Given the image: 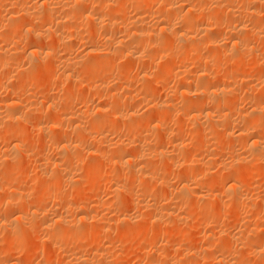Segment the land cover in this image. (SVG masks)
I'll use <instances>...</instances> for the list:
<instances>
[{
	"label": "bare ground",
	"instance_id": "obj_1",
	"mask_svg": "<svg viewBox=\"0 0 264 264\" xmlns=\"http://www.w3.org/2000/svg\"><path fill=\"white\" fill-rule=\"evenodd\" d=\"M263 179L264 0H0V264H264Z\"/></svg>",
	"mask_w": 264,
	"mask_h": 264
},
{
	"label": "rangeland",
	"instance_id": "obj_2",
	"mask_svg": "<svg viewBox=\"0 0 264 264\" xmlns=\"http://www.w3.org/2000/svg\"><path fill=\"white\" fill-rule=\"evenodd\" d=\"M157 86H158L157 88H159V89H157V91H160V93H161V92L163 91L162 88H161V90H160V87H159V86H161V85L158 84ZM157 91H156V93L159 95L160 93H158ZM263 180H264V179H263ZM263 180H262V182H261L262 184H263ZM261 183H260V186H259L261 189H260V188H257V189H259V190L264 189V188H263V187H264V184L262 185ZM261 186H262V187H261ZM257 189H256V190H257ZM102 194H103V196H107L106 193H102ZM104 194H106V195H104ZM101 196H102V195H101ZM103 196H102V197H103ZM127 199H128V198H127ZM233 229H234V227H233ZM159 238H162V236H159L158 239H159ZM37 241H38V240H29V241H27V242H30V243H29V244L27 243V244H28V246H34V245L37 243ZM33 242H34L35 244H34ZM31 243H33V245H32ZM37 253H38V251L35 253V256H37V257H39L40 255H42V254L39 255V253H38V254H37ZM40 253H41V252H40ZM38 255H39V256H38ZM40 257H41V256H40ZM40 257H39V258H40ZM129 258H130V264H134V263H135V262H134V258H132L131 256H128L127 259H125V260H127L128 262H126V261L124 260V264H128V263H129ZM131 259H132V262H131Z\"/></svg>",
	"mask_w": 264,
	"mask_h": 264
}]
</instances>
